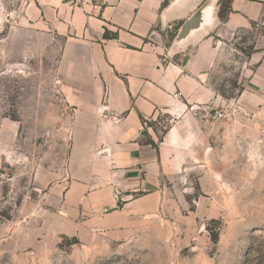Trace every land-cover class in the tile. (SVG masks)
Returning <instances> with one entry per match:
<instances>
[{"label":"crops","instance_id":"0c3cea01","mask_svg":"<svg viewBox=\"0 0 264 264\" xmlns=\"http://www.w3.org/2000/svg\"><path fill=\"white\" fill-rule=\"evenodd\" d=\"M197 12V26L178 39ZM3 15L8 39L23 31L26 54L51 55L71 109L67 177L45 198L65 219L76 217L73 232L132 238L166 200L189 203L194 173L204 189V176L218 173L207 163L213 153L237 158L241 143L264 140V0H0ZM244 36L249 52L224 98L213 73ZM227 107L231 116L207 118ZM162 113L171 123L159 139ZM216 198H194L186 217L216 218Z\"/></svg>","mask_w":264,"mask_h":264},{"label":"rangeland","instance_id":"374dc122","mask_svg":"<svg viewBox=\"0 0 264 264\" xmlns=\"http://www.w3.org/2000/svg\"><path fill=\"white\" fill-rule=\"evenodd\" d=\"M25 37L17 30L8 39L7 20L0 17V264H241L249 252L264 259V140L241 143L237 158L213 153L207 163L218 173L204 176V189L194 173L189 203L166 200L132 238L73 232L76 217L65 219L45 198L67 177L71 109L57 91L53 58L26 54ZM246 37L227 45L220 72L213 73L224 98L235 92L239 58L249 52ZM228 115L227 107L221 118ZM154 123L161 137L171 118L162 113ZM212 194L216 218L186 217L194 198Z\"/></svg>","mask_w":264,"mask_h":264},{"label":"trees","instance_id":"16d2710c","mask_svg":"<svg viewBox=\"0 0 264 264\" xmlns=\"http://www.w3.org/2000/svg\"><path fill=\"white\" fill-rule=\"evenodd\" d=\"M104 37H108L107 30H105ZM148 125H154V124L150 123ZM166 129L162 131V134L166 131ZM143 134L146 135V132L143 131ZM159 139H160V137H159ZM146 141H147V144H150L153 147L156 146V144L151 139H147ZM119 205H120V203H119ZM215 238H216V236L214 235L213 240H215ZM241 264H264V259L263 258H255L254 254L249 252Z\"/></svg>","mask_w":264,"mask_h":264},{"label":"water","instance_id":"95a60500","mask_svg":"<svg viewBox=\"0 0 264 264\" xmlns=\"http://www.w3.org/2000/svg\"><path fill=\"white\" fill-rule=\"evenodd\" d=\"M199 13L193 14L184 24L177 34V38L181 39L186 36V34L193 28H195L199 22Z\"/></svg>","mask_w":264,"mask_h":264},{"label":"built area","instance_id":"2783aa9c","mask_svg":"<svg viewBox=\"0 0 264 264\" xmlns=\"http://www.w3.org/2000/svg\"><path fill=\"white\" fill-rule=\"evenodd\" d=\"M75 1H76V0H74V2H75ZM176 96H177V95H176ZM221 117H223V111H222V110H214L212 118L215 119V118H221ZM113 198H114V200L117 201V202H120L121 200H123V198H122L120 192H117V191L114 192V194H113Z\"/></svg>","mask_w":264,"mask_h":264}]
</instances>
